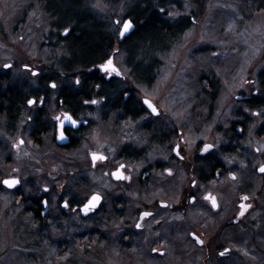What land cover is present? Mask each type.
<instances>
[{
	"label": "flooded vegetation",
	"instance_id": "1",
	"mask_svg": "<svg viewBox=\"0 0 264 264\" xmlns=\"http://www.w3.org/2000/svg\"><path fill=\"white\" fill-rule=\"evenodd\" d=\"M53 1L30 0V7H36L35 13L39 8L46 22L40 47L61 51L59 58L51 56L52 69H46L49 55L44 63L21 65L35 81L28 91L23 85H11L8 75L0 71V233L7 237L4 245L0 243V254L18 250L29 264H132L137 255L168 264L170 252L175 254L174 242L181 238L189 243L186 257L191 254L201 256L204 264H223L230 255L222 244L228 229L240 235L246 226H253L256 233L264 230V216L260 219L264 211L260 207L264 199L260 74L264 68L246 83L254 84L248 91L234 96L241 106L222 134L225 147L218 150L211 140L190 142V127L196 121L199 127L211 121L218 82L200 77L196 92L187 82L180 85L183 76L162 102L148 94L137 95L131 84L149 89L155 75L142 62L139 78L126 71L137 30L131 10L108 24L92 20L83 0L74 1L76 12L66 9L64 14L52 12L58 5ZM67 12L73 18L81 16L94 34L95 47L107 51L97 54L98 59L87 67L70 54L71 41L82 36L83 28L81 22L66 26ZM126 19L134 28L120 40ZM149 47L167 48L146 44L144 50ZM116 54H126L124 67L114 60ZM110 58L109 71L102 72L101 65ZM1 66L12 68V63ZM143 117L138 138L132 124ZM157 120L160 123L154 125ZM137 140L155 142L158 155L147 154ZM55 153H62L58 161L72 185H66V178L52 180L47 167L57 161ZM145 159L151 164L135 171L132 163ZM20 165L34 170L43 165L44 173L40 177L21 173ZM89 176L97 180L99 190L84 196L80 184ZM41 179L47 185H35ZM8 180L16 185H6ZM225 181L236 183L237 203L230 216L221 196ZM93 195L97 203L88 205ZM10 256L5 257L6 264H13Z\"/></svg>",
	"mask_w": 264,
	"mask_h": 264
},
{
	"label": "rangeland",
	"instance_id": "2",
	"mask_svg": "<svg viewBox=\"0 0 264 264\" xmlns=\"http://www.w3.org/2000/svg\"><path fill=\"white\" fill-rule=\"evenodd\" d=\"M171 1L173 3L168 8V19L171 21L184 20L188 27L178 39L169 43L165 51L149 47L146 52L143 46L132 53L130 67L126 68L127 73L139 78L141 74L137 64L141 65L142 62L150 65L155 76L151 88L146 89L134 84H131V88L136 91L137 95L148 94L162 102L164 96L168 95L172 84H179L178 78L183 76L184 79L180 85L187 82L188 85L195 87L196 92L199 91L196 82L200 77L208 76L209 79L217 81L218 96L216 95L217 98L215 97L211 101L212 105L210 101H207L212 109L211 121L203 127H199V123L196 121L190 127L192 134H189L188 140L190 142L216 141L219 150L225 147L221 141L222 134L228 130L230 123L234 120L232 119L233 112L241 106L234 100V96L239 91H248L250 85H246V83L254 81L258 71L264 68V10L255 11L247 0ZM140 2L141 0H115L114 2L113 0H83V6L85 12L93 13L92 20L106 21L110 24L114 19L120 21L130 8ZM30 6V0H0V71L8 75L11 85L19 87L23 85L22 88L25 91L32 88L35 81L31 79L29 72L21 70V65H31L39 61L44 63L46 56L49 55V67L46 69H52V57L59 58L61 55L59 48L50 51L48 48L40 47L47 31L46 22L44 16L39 12V8L35 13L36 7ZM148 56V61H143ZM114 60L124 67L126 54H116ZM4 62H11L12 68L2 69L1 65ZM35 69L38 68L35 67ZM81 70L82 68L76 71L80 72ZM197 107H199V103H197ZM262 113L264 114V112ZM165 114L169 115L170 113L166 110ZM159 120L162 121V118ZM159 120L154 121L153 124L158 125ZM143 121L145 122L144 117L132 124L138 138L142 135L140 124ZM254 122L257 124L259 121L256 119ZM154 134L157 135V132ZM135 143L139 146L143 145L147 154L151 156L159 153L155 142L150 144L147 141L137 140ZM44 145L46 146V143ZM55 156L57 161L51 162V166L47 167L52 175V180H61L62 182L63 178H66V185H72L67 181L65 173L62 171V164L58 161V159L61 160L62 153H55ZM146 160L133 162L132 166L135 171H138L142 166L151 164ZM15 166L18 167L17 164ZM20 167L21 173L28 172L38 177L44 173L43 165L37 170L29 168L28 165L26 167L20 165ZM84 175L82 173L81 178ZM74 180L76 179L73 178L71 182ZM97 183L94 177L89 176L85 183L80 184L81 195L87 196L90 192L98 191ZM35 185H47V180H35ZM235 186L236 183L227 182L221 193L224 204L228 205L226 209L229 216L234 213L237 203ZM260 202V207L264 209V199H260ZM263 216L264 211L260 214L262 221ZM211 217L205 216L210 219ZM252 230L253 226H246L242 235L233 229L227 230L222 244L230 249V255L227 260H223V264H264V230L260 229L257 233ZM180 239L174 242L173 251L175 254L170 252L167 258L168 264H204L201 261V256L195 258L191 254L188 257L185 256V248L187 249L189 243ZM6 241L7 237L0 233V243L4 245ZM17 251H10L4 257L3 254H0V258L3 259H0V264L8 263V260L5 259L8 255L14 257L10 259L9 263L29 264L22 255L23 253ZM191 256L192 259H190ZM130 262L132 264H155V260L149 256L142 258L139 255L133 256Z\"/></svg>",
	"mask_w": 264,
	"mask_h": 264
},
{
	"label": "trees",
	"instance_id": "3",
	"mask_svg": "<svg viewBox=\"0 0 264 264\" xmlns=\"http://www.w3.org/2000/svg\"><path fill=\"white\" fill-rule=\"evenodd\" d=\"M74 1L77 2V0H54L53 2L58 5L56 7H52L51 10L52 12L63 11V14L65 13L66 9L67 11L72 10L76 12L72 8ZM199 1L200 0H197L195 2ZM247 1L252 4L255 11L264 10V0ZM171 3H173L171 0H141L140 3L135 4L134 7L129 9L131 10V20L134 22V25L137 29L132 40L133 48L131 53H134L137 48L143 47L146 44H150L155 47L162 45L167 47L171 41L178 39L179 36L187 29L188 26L184 20L171 21L168 19L167 13H169L168 8ZM145 10L148 11V14H146ZM161 11L162 13H160ZM66 14L69 16H66V26H70L74 22L79 25V22H81L80 27L83 28L81 31L82 36L74 38L73 41H71L72 46H69L70 54L80 57V59L83 61L81 66L86 65L87 67L89 66L88 63L90 61H95V59H98L97 54L103 55L107 51L103 50L101 45H98L100 47L98 49L97 46L95 47L97 44L94 42V34L87 30L84 24L85 20H81V16L78 18H73V16L68 14V12ZM84 18L85 17H83V19ZM84 31H86L85 34H83ZM88 56H91L90 59H87ZM137 66L139 67V70L142 68L140 64H137ZM260 81L261 89L264 90V70H262L260 74Z\"/></svg>",
	"mask_w": 264,
	"mask_h": 264
},
{
	"label": "water",
	"instance_id": "4",
	"mask_svg": "<svg viewBox=\"0 0 264 264\" xmlns=\"http://www.w3.org/2000/svg\"><path fill=\"white\" fill-rule=\"evenodd\" d=\"M134 26L133 24L131 23V21L129 19H126L122 25H121V29H120V32H119V39L122 40L124 37L128 36L132 30H133ZM111 67V58L108 59L107 61H105L104 64L101 65L100 69L102 72H105V71H109ZM6 185L8 186H15L16 184L13 183V180H8L6 181ZM97 201V195H93L88 203V205L92 204V205H96L95 203Z\"/></svg>",
	"mask_w": 264,
	"mask_h": 264
}]
</instances>
